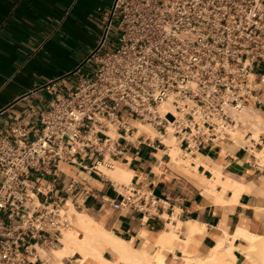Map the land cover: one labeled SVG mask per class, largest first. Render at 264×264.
<instances>
[{
    "label": "built area",
    "instance_id": "built-area-1",
    "mask_svg": "<svg viewBox=\"0 0 264 264\" xmlns=\"http://www.w3.org/2000/svg\"><path fill=\"white\" fill-rule=\"evenodd\" d=\"M102 23L85 60L91 70L66 91L56 81L44 85L52 97L36 126L19 120L0 129V264H46L39 249L56 248L72 227L67 200L40 183L58 175L61 161L90 152L96 172L133 142L170 158L160 136L133 138L135 120L171 132L184 154L236 143V131L249 150L264 137V130L252 136L247 118L264 113V0H113ZM62 189L74 202L89 194L74 177ZM120 189L115 208L155 214L151 189Z\"/></svg>",
    "mask_w": 264,
    "mask_h": 264
},
{
    "label": "crops",
    "instance_id": "crops-1",
    "mask_svg": "<svg viewBox=\"0 0 264 264\" xmlns=\"http://www.w3.org/2000/svg\"><path fill=\"white\" fill-rule=\"evenodd\" d=\"M112 3L113 0H0V129H8L19 120L36 126L39 111L48 106L52 97L44 85L56 81L66 91L77 77L91 70L85 60L101 40L102 16ZM262 138L254 149L264 157ZM254 149L228 142L201 146L198 153L221 166L223 180L231 181L225 189L220 184L212 191L206 189L197 182L193 170L188 173L175 165L161 147L154 149L136 142L128 143L115 166L108 167L118 165L130 172L128 183L100 169L95 172L90 152L77 154L72 161H61L58 175H49L40 183L48 185L50 195L67 200V210L72 202L76 211L85 212L132 247L151 254L164 251L175 264L185 246L206 255L225 234L232 236L240 230L264 236V163ZM198 171L211 175V170L202 164ZM71 177L89 191L78 202L62 189ZM121 184L151 189L159 199L155 214L143 216L131 207L115 208L113 203L121 199ZM188 225H197L198 229L189 235ZM171 229V244H161L160 236ZM232 245L233 264L253 263L244 253L246 235L239 234ZM56 249H39L46 264L57 263ZM102 255L114 259L108 248ZM68 261L69 257L64 259L65 264ZM217 263L221 264H213ZM81 264L101 263L87 258Z\"/></svg>",
    "mask_w": 264,
    "mask_h": 264
},
{
    "label": "bare ground",
    "instance_id": "bare-ground-1",
    "mask_svg": "<svg viewBox=\"0 0 264 264\" xmlns=\"http://www.w3.org/2000/svg\"><path fill=\"white\" fill-rule=\"evenodd\" d=\"M161 108L165 110L168 120L172 121L173 114L169 110L170 108H167V104L161 105ZM247 118L250 119V123L253 128L252 136L254 137L259 134L258 132L260 130L258 131V128H262L263 130L264 123H262L261 117L259 118V116L256 115L252 117L248 114ZM135 125L138 127V131L135 133L133 138L141 133H145L151 138L160 136L162 141L167 143L166 144L164 142L167 146L166 151L170 156V161L175 163V165L177 164L180 166V164H186L188 167H191L194 172V176L197 175V177H199H195L198 180L196 181L206 189H211L210 191H212V189L219 184L222 185L223 189H225L230 185V180L228 178L223 180L224 175L221 166L213 164L208 158L202 156L198 152L193 151L181 156L182 150L179 148L177 140L171 132L161 135V133L158 132L154 126L139 120H135ZM233 134L234 137H236V143L244 144L246 142L242 131H236ZM256 155L257 158L261 159L264 163L262 153L257 151ZM200 164L211 170L210 176L203 175V170L202 172L198 171V166ZM113 165L115 166V164ZM98 167V169L104 171V173L112 178L119 179L124 183L129 182L130 172H127L118 165H116L114 169H109L104 164H99ZM71 210H74V226L70 228V230L67 229L63 232V235L60 238V247L58 246L57 249L53 248L56 249L54 251L55 258L57 259L56 264H65L64 259L67 257H74L76 259L75 261L77 263L73 264H81L87 258L96 259L101 264H167L163 254H160L157 258H152L149 252L132 247L130 243H127L120 237L115 236L112 232L105 230L98 222L85 212L76 211L75 208H73L72 203ZM197 229V225H190L187 230L190 233L189 235H192V233ZM173 230L174 229H171L170 232L162 233V236H160L161 240L159 242L166 246L170 245L172 237L174 236ZM239 234L246 235L247 245L244 249V253L247 258L254 264H264V236L249 234L240 230L232 236L225 234V236L219 239L217 244L206 255H199L185 246L182 255L184 259L183 264H213L214 262H219L221 264H233L234 255L232 252V240L238 237ZM226 240H228V245H225ZM107 248L114 253V259L109 260L103 257L102 252ZM42 254L44 255V252H42Z\"/></svg>",
    "mask_w": 264,
    "mask_h": 264
},
{
    "label": "rangeland",
    "instance_id": "rangeland-1",
    "mask_svg": "<svg viewBox=\"0 0 264 264\" xmlns=\"http://www.w3.org/2000/svg\"><path fill=\"white\" fill-rule=\"evenodd\" d=\"M115 36H116V35L114 34V32H113V30H112V31L110 32V38L115 39ZM262 116H264V113L262 114ZM262 116H261V117H262ZM259 118H260V116H259ZM262 118H263V117H262ZM262 118H261V119H262ZM261 119H260V120H261ZM262 123H263V122H262ZM148 126H149V125H148ZM259 130H260V131H259ZM263 130H264V128H263ZM263 130H262V128H261V129L258 128V131H259V132H261V131H263ZM258 131H257V132H258ZM259 132H258V133H259ZM254 137L257 138V135L254 136ZM254 151H255V149H254ZM182 155H184V153H181V156H182ZM178 166H179V165H178ZM180 167H184V170H185L186 172H188V173H190V171L192 170V168H191V167H188L186 164H180ZM185 167L188 168V169H185ZM196 176H197V175H196ZM68 213H69V214H72V215L74 216V210H71V208L68 210ZM73 219H74V217H73ZM73 226H74V223L72 224V227H73ZM72 227H70V228H72ZM70 228H69L68 230H70ZM163 247H165V246H163ZM163 247H162V249H164ZM149 253H150V252H149ZM150 254H151V253H150ZM160 254H163V255H164V259H165V261H166L167 264H173V263L170 261V259L167 257V255H165L164 251L156 252V253L154 252V254H151V256H152V258H157ZM69 258H70L71 261H68L66 264L77 263V262L75 261L76 259H75L74 257H69ZM94 260H96V259H94ZM97 261H98V260H97ZM183 262H184V259H183V256H181L180 259H177V260H176V263H175V264H183Z\"/></svg>",
    "mask_w": 264,
    "mask_h": 264
}]
</instances>
